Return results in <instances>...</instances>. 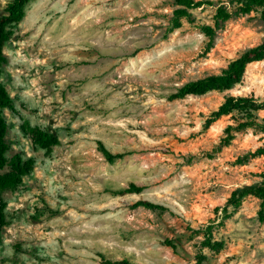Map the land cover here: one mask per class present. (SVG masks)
<instances>
[{
    "label": "rangeland",
    "instance_id": "obj_1",
    "mask_svg": "<svg viewBox=\"0 0 264 264\" xmlns=\"http://www.w3.org/2000/svg\"><path fill=\"white\" fill-rule=\"evenodd\" d=\"M8 1L0 0V15ZM174 8L173 0L28 5L3 49L0 84L14 111L1 114L7 158L32 159L34 168L3 194L0 264H98V253L139 264H198L200 256L199 264H264L258 200L245 199L223 225L221 211L214 212L233 189L259 181L264 157L244 165L236 159L263 137L236 133L228 147L213 152L233 121L224 117L205 132L201 127L227 96L264 100V61L248 66L230 91L166 99L176 87L220 73L260 44L264 23L256 12L234 17L208 47L199 29L185 22L163 38ZM213 12L193 11L195 25H211ZM24 124L56 134L59 145L46 154L24 134ZM97 141L128 154L109 163ZM130 183L144 190L111 194ZM140 200L167 210L133 208ZM207 225L224 244L218 253L200 246L196 231ZM165 240L177 243V250Z\"/></svg>",
    "mask_w": 264,
    "mask_h": 264
},
{
    "label": "trees",
    "instance_id": "obj_2",
    "mask_svg": "<svg viewBox=\"0 0 264 264\" xmlns=\"http://www.w3.org/2000/svg\"><path fill=\"white\" fill-rule=\"evenodd\" d=\"M37 0H9L3 7L0 15V67L5 62L3 49L11 40L14 28L24 19L28 5ZM175 7L168 20V27L164 33L167 35L179 30L185 22L195 26L200 33L208 40V47L212 45L216 31L227 21L234 17L248 15L256 12L259 19L264 23V0H226L213 2L210 0H173ZM204 7H213L214 12L211 25H195L193 11ZM264 61V39L252 48L242 52L237 58L229 62L225 69L218 74H210L182 84L175 88V91L168 94V101L183 100L188 97H201L211 92H227L243 81L248 66ZM14 111V106L5 88L0 84V236L3 227L6 225V202L3 194L6 191H13L21 184L23 177L29 175L34 168L32 159L23 160L21 156L14 155L7 158L9 147L6 143L7 123L1 114L2 110ZM264 100H260L252 95L249 96H227L223 102L212 112L205 116L202 122V131H207L212 125L224 117H229L233 123L223 129L218 147L213 152H218L221 148L228 147L235 138L236 133L248 130L261 134L263 139L260 146L253 151L236 159L237 165H244L250 159L264 157ZM22 131L29 137L31 143L43 150L46 154L52 148L59 145V138L56 134L47 132L39 127L22 125ZM97 149L104 159L109 163L121 160L128 153H113L103 142L97 141ZM211 158L212 155L208 154ZM259 181L244 184L233 189L221 208H215V214L221 211L219 217L221 225L229 219L242 205L245 199L254 198L259 202L256 218L259 223L264 224V164L262 171L256 174ZM144 187L130 183L126 188L110 191L114 196H124L129 194H139ZM133 208L143 207L154 211L164 212L167 209L159 204L150 201H137ZM212 222V221H211ZM202 235L200 246L207 248L211 252L218 253L223 249V242L213 238V226L207 225L196 231ZM163 244L173 251H176L178 244L173 240H165ZM98 264H139L127 258H110L102 253H98ZM203 257H198V264Z\"/></svg>",
    "mask_w": 264,
    "mask_h": 264
},
{
    "label": "clouds",
    "instance_id": "obj_3",
    "mask_svg": "<svg viewBox=\"0 0 264 264\" xmlns=\"http://www.w3.org/2000/svg\"><path fill=\"white\" fill-rule=\"evenodd\" d=\"M128 251H130V252H131V251H135V249H131V248H130V249H128ZM138 254H139V253H138Z\"/></svg>",
    "mask_w": 264,
    "mask_h": 264
}]
</instances>
